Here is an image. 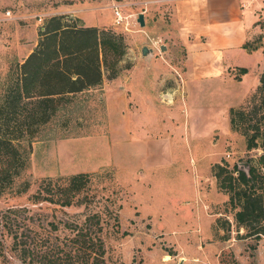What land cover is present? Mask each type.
<instances>
[{
    "label": "rangeland",
    "instance_id": "374dc122",
    "mask_svg": "<svg viewBox=\"0 0 264 264\" xmlns=\"http://www.w3.org/2000/svg\"><path fill=\"white\" fill-rule=\"evenodd\" d=\"M112 3L120 6L122 26L113 23ZM252 7L256 21L249 41L258 40L261 63L251 73L261 67L258 80L264 67V0H254ZM170 12V0H0V95L13 82L16 66L35 47L44 20L55 15L75 25L94 26L119 42L121 53L107 56L101 65V84L113 79L115 87L121 86L132 72H150L176 86L184 50L168 25ZM139 13L142 27L133 19ZM142 46L152 48L151 61L140 54ZM171 93L164 89L159 102H180L179 123L185 132L176 127L166 134L164 128L172 125L155 124L144 111L137 122H148L142 129H149L151 138L141 137L139 128L129 137L122 132L123 109L114 106L108 120L100 90L91 89L57 105L32 137L19 140L17 152L26 163L9 168L19 174L12 188L0 194V214L8 218L6 224L0 220V264L48 263L45 246L66 242L69 229L92 212L100 216L105 264H264V236L240 238L231 225L222 239L218 235L225 231L213 227L214 218L223 215L226 194L216 188L211 165L224 160L229 167L244 168L239 163L255 158L259 150H245L242 136L229 130L227 110L197 114L181 104V94ZM225 99L233 101L229 95ZM23 110H18L15 123H23ZM158 115L165 117L166 112ZM194 127L199 137L193 135ZM75 173L91 175L85 201L59 207L28 198L40 179ZM23 181L29 185L17 193ZM225 216L232 219L229 211Z\"/></svg>",
    "mask_w": 264,
    "mask_h": 264
},
{
    "label": "trees",
    "instance_id": "16d2710c",
    "mask_svg": "<svg viewBox=\"0 0 264 264\" xmlns=\"http://www.w3.org/2000/svg\"><path fill=\"white\" fill-rule=\"evenodd\" d=\"M41 28L35 47L16 66L13 82L0 95V194L12 188L13 177L19 174V170L9 172V168H22L26 163L17 152L19 140L32 137L37 124L47 122L57 105L75 93L96 89L102 81L101 65L106 57L121 53V46L112 35L94 26L75 25L73 20H62L59 15L45 19ZM242 47L252 51L261 46L257 40L246 41ZM262 57L264 60V47ZM236 69V78L247 71L242 67ZM21 107L25 111L23 123H15ZM227 119L229 130L242 136L245 150L259 153L244 161L245 168L237 164L229 167L224 160L211 165L216 188L226 194L223 215L214 218L213 227L225 231L218 235L222 239L228 237L226 233L232 225L237 237L257 240L264 236V67L246 100L227 109ZM90 176L75 173L42 178L28 198L59 207L83 202ZM28 185L23 181L15 191L24 192ZM225 211L231 213V220ZM99 217L97 212L84 215L82 221L68 228L66 242L47 244L42 250L49 254L46 264H105L101 257ZM0 220L6 224L5 213L0 214Z\"/></svg>",
    "mask_w": 264,
    "mask_h": 264
},
{
    "label": "crops",
    "instance_id": "0c3cea01",
    "mask_svg": "<svg viewBox=\"0 0 264 264\" xmlns=\"http://www.w3.org/2000/svg\"><path fill=\"white\" fill-rule=\"evenodd\" d=\"M170 1L168 25L174 30L173 37L178 46L184 50V65L179 81L175 79L176 86L155 73L140 72L136 76L132 72L121 86L115 87V82L111 79L103 80L95 89L100 90L99 97L105 104L108 120L114 106L118 105L123 109L122 132L129 137L132 133L137 134L135 129L139 128L143 134L141 137L151 138L150 130L142 129L148 126V122L146 121L145 126L137 122V117H142L144 111L147 119L153 118L155 124L168 121L172 125L168 130L164 128L166 134L168 131L171 135L176 127L185 132V125L179 123L180 102L177 101L174 105L159 102L164 89L172 92L171 95L181 94V104L184 103L189 110L197 113L211 109L227 110L228 107L239 104L257 85V74L261 67L254 73L251 71L257 63H261L258 60V49L246 51L242 47L244 42L250 40L256 21L252 7L254 0ZM148 57V61H151V56ZM239 67L247 71L236 78L238 73L235 70ZM209 95L219 96L223 101L213 103L208 98ZM227 95L233 101L227 102ZM167 96L170 94L166 98ZM162 110L166 112L165 117L158 115ZM192 133L197 137L201 135L197 127L192 128Z\"/></svg>",
    "mask_w": 264,
    "mask_h": 264
},
{
    "label": "water",
    "instance_id": "95a60500",
    "mask_svg": "<svg viewBox=\"0 0 264 264\" xmlns=\"http://www.w3.org/2000/svg\"><path fill=\"white\" fill-rule=\"evenodd\" d=\"M136 21H137V23L139 24L140 27H142L144 25V17H143L142 13H139L137 15ZM160 49L163 50L164 47L161 46ZM151 53H152V48H150V47L142 46L140 48V54L142 56H147V55L149 56ZM239 165H241V166H243L245 168L247 164L245 162H241V163H239Z\"/></svg>",
    "mask_w": 264,
    "mask_h": 264
},
{
    "label": "built area",
    "instance_id": "2783aa9c",
    "mask_svg": "<svg viewBox=\"0 0 264 264\" xmlns=\"http://www.w3.org/2000/svg\"><path fill=\"white\" fill-rule=\"evenodd\" d=\"M118 7H120L119 4H115V3H112V4H111V8H112V12H113V23H114V24H119V25L122 26V18H123V16L120 14V12H119V8H118ZM6 13H8V12H6ZM137 15H138V14H136V15L133 17V19L136 20ZM135 22H137V21H135Z\"/></svg>",
    "mask_w": 264,
    "mask_h": 264
},
{
    "label": "bare ground",
    "instance_id": "6f19581e",
    "mask_svg": "<svg viewBox=\"0 0 264 264\" xmlns=\"http://www.w3.org/2000/svg\"><path fill=\"white\" fill-rule=\"evenodd\" d=\"M170 98V97H169Z\"/></svg>",
    "mask_w": 264,
    "mask_h": 264
}]
</instances>
